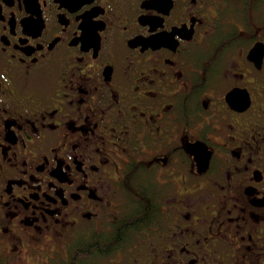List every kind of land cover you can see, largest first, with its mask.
<instances>
[{"label": "flooded vegetation", "instance_id": "af4514ba", "mask_svg": "<svg viewBox=\"0 0 264 264\" xmlns=\"http://www.w3.org/2000/svg\"><path fill=\"white\" fill-rule=\"evenodd\" d=\"M140 260L264 264V0H0V264Z\"/></svg>", "mask_w": 264, "mask_h": 264}, {"label": "water", "instance_id": "95a60500", "mask_svg": "<svg viewBox=\"0 0 264 264\" xmlns=\"http://www.w3.org/2000/svg\"><path fill=\"white\" fill-rule=\"evenodd\" d=\"M195 159L197 160L198 167H200L199 169H202L204 167V165L206 164V161H207L206 156L203 155V158L201 157V159H197V158H195Z\"/></svg>", "mask_w": 264, "mask_h": 264}, {"label": "rangeland", "instance_id": "374dc122", "mask_svg": "<svg viewBox=\"0 0 264 264\" xmlns=\"http://www.w3.org/2000/svg\"><path fill=\"white\" fill-rule=\"evenodd\" d=\"M144 261L143 260H140V263L142 264ZM130 264H132V263H130Z\"/></svg>", "mask_w": 264, "mask_h": 264}]
</instances>
